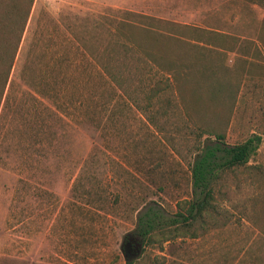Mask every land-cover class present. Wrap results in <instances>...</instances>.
Segmentation results:
<instances>
[{
  "label": "rangeland",
  "instance_id": "rangeland-1",
  "mask_svg": "<svg viewBox=\"0 0 264 264\" xmlns=\"http://www.w3.org/2000/svg\"><path fill=\"white\" fill-rule=\"evenodd\" d=\"M9 1L0 49L23 22ZM127 19L156 30L181 71L179 90L150 93L157 126L87 52L106 58ZM140 64L132 95L145 106L167 75ZM200 127L231 146L261 142L212 184L216 212L195 238L147 244L139 216L153 209L166 224L200 196ZM128 261L264 264V0H34L0 101V264Z\"/></svg>",
  "mask_w": 264,
  "mask_h": 264
},
{
  "label": "trees",
  "instance_id": "trees-1",
  "mask_svg": "<svg viewBox=\"0 0 264 264\" xmlns=\"http://www.w3.org/2000/svg\"><path fill=\"white\" fill-rule=\"evenodd\" d=\"M26 2L29 6L24 10V2L15 4L12 0L9 1L11 5L23 13L21 15L23 22L19 31L9 32V35L15 36L16 39L14 37V39L7 41L0 49V101L9 82L34 0H26ZM0 3H2V0H0ZM128 15L158 23H167L165 20H155V18L141 14L129 13ZM141 23L130 19L123 21L122 29L124 31L120 33V42L112 44L111 53L101 61L88 48L87 52L94 58L93 60L98 62L101 69L109 76L117 89L121 90L131 100L132 105L143 111L148 121L157 126L158 118L153 113H150V107L152 106L150 93L169 89L172 85L179 90L178 83L181 79V71L177 70L174 62L166 60L158 49L155 42L159 39L160 34L150 26H145ZM138 30L145 32V36H143V42L146 43L145 46L135 41V35L139 32ZM154 46H156V50ZM138 53L140 54L137 56ZM140 63H146L151 70L156 68L161 74L167 75V77H164L166 80L164 78L160 79L154 87L155 90L149 92L148 98L145 97L147 101L145 106H142L140 100L132 95L131 79H133L135 71H141ZM142 67L144 68V66ZM141 91H144V89L141 88ZM145 94L146 90L144 91ZM191 100H197L195 95H193ZM199 129L202 130V133H200L201 137L208 135L203 145L200 146V152L196 154L197 157L192 166L193 185L195 190L199 191L200 196L197 200L188 202L187 208L179 206L180 210L172 219L166 221V224L163 223L161 214L154 212L153 209H150L143 216H139L137 229L147 244L160 243L162 246L164 243L174 241L188 234L191 238H195V224L199 222L200 228L204 229L208 222L207 217L211 216L212 212H216L212 184L221 177L224 171L246 165L250 157L256 153L261 142L259 136H254L242 144L231 146L226 143L225 133H208L202 127ZM212 136L214 140L211 139ZM127 264H132V262L128 261Z\"/></svg>",
  "mask_w": 264,
  "mask_h": 264
},
{
  "label": "water",
  "instance_id": "water-1",
  "mask_svg": "<svg viewBox=\"0 0 264 264\" xmlns=\"http://www.w3.org/2000/svg\"><path fill=\"white\" fill-rule=\"evenodd\" d=\"M140 253V251L139 250H137V252H136V254H139ZM126 260H128V257H127V259Z\"/></svg>",
  "mask_w": 264,
  "mask_h": 264
}]
</instances>
